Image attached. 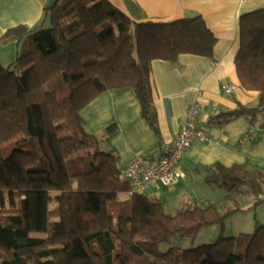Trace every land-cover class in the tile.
Instances as JSON below:
<instances>
[{"label":"trees","instance_id":"1","mask_svg":"<svg viewBox=\"0 0 264 264\" xmlns=\"http://www.w3.org/2000/svg\"><path fill=\"white\" fill-rule=\"evenodd\" d=\"M128 10L108 0H57L37 27L17 26L0 38L1 45L16 44L14 60L0 64V195L17 199L11 210L0 209V264H264V226L174 248L242 209L222 214L216 203H194L168 214L161 199L131 193L116 154L86 131L81 114L92 101L130 89L158 136L151 63L212 57L217 38L200 16L153 21L136 6ZM238 28L236 76L257 100L237 103L208 124L244 117L264 130V9L240 16ZM114 132L111 126L105 135ZM207 171L206 184L228 195L244 187L252 208L264 202L260 168L218 164ZM120 193L129 198L118 202Z\"/></svg>","mask_w":264,"mask_h":264},{"label":"crops","instance_id":"2","mask_svg":"<svg viewBox=\"0 0 264 264\" xmlns=\"http://www.w3.org/2000/svg\"><path fill=\"white\" fill-rule=\"evenodd\" d=\"M56 1L0 0V38L17 26L37 27L44 10ZM108 1L125 14H130V6H136L144 18L153 21L200 16L217 38L211 58L180 55L174 64L160 60L151 63L158 136L141 118L139 103L130 89L107 91L82 111L86 131L94 137L102 136L103 150L116 154L119 169L123 170L137 156H155L160 142L172 146L187 110L197 102L196 128L211 139V144L194 140L180 162L183 178L171 189H146L150 197L161 199L164 206L167 201L176 202L182 194L200 200V193L206 189L207 170L218 164L226 168L249 165L264 171V130L257 125L252 127L244 117L219 125L208 124L210 117L233 110L237 103L254 105L257 100V93L241 88L234 59L239 49L240 16L264 9V0ZM15 52V43L0 44V64H10ZM222 83L233 84L237 89L231 96H224L220 91ZM111 126L115 132L104 137ZM249 130L252 136L244 139Z\"/></svg>","mask_w":264,"mask_h":264},{"label":"rangeland","instance_id":"3","mask_svg":"<svg viewBox=\"0 0 264 264\" xmlns=\"http://www.w3.org/2000/svg\"><path fill=\"white\" fill-rule=\"evenodd\" d=\"M48 23L44 27H48ZM105 137V134H104ZM101 142L100 146L103 150L102 136L96 137ZM205 191L200 193V200L186 197L185 194L180 196L176 202L167 201L165 204V211L168 214L174 215L179 209L192 206L194 203L198 205H205L208 201L216 203L219 206L220 212L226 213L231 209L239 207L241 212L228 216L221 226H210L203 229L194 240L184 239L182 241H175L173 243L174 248H180L181 250L193 249L202 245L213 244L217 242L219 238H237L240 235L253 234L257 226H264V202L256 205L252 208L253 199L247 195L246 189L241 187L239 191L234 195H228L224 190L215 188L212 185L206 184ZM143 194L150 196L146 190ZM53 197L57 196L56 192H52ZM129 198L127 193H120L117 196L118 202H124ZM232 198V199H231ZM165 199V198H163ZM189 199V201L187 200ZM193 200L195 202H193ZM17 199H9L8 194L0 195V209L7 212L13 208V204H16ZM50 209L55 207V202L50 203ZM51 221H56V218H52ZM34 237L44 238L43 234H34ZM169 249V246H162L160 251L165 252Z\"/></svg>","mask_w":264,"mask_h":264},{"label":"built area","instance_id":"4","mask_svg":"<svg viewBox=\"0 0 264 264\" xmlns=\"http://www.w3.org/2000/svg\"><path fill=\"white\" fill-rule=\"evenodd\" d=\"M237 87L222 83L220 91L231 96ZM199 104L195 102L187 110L177 139L172 146L160 143L156 155H141L134 158L123 170L122 175L128 181L131 193L143 194L148 188L171 189L183 178L180 162L194 140L211 144V139L196 128ZM252 130L244 135L251 137Z\"/></svg>","mask_w":264,"mask_h":264}]
</instances>
